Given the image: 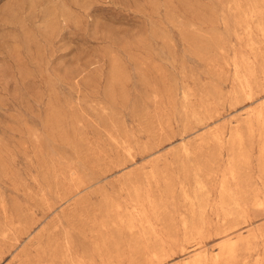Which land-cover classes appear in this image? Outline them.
<instances>
[{"label": "rangeland", "instance_id": "1", "mask_svg": "<svg viewBox=\"0 0 264 264\" xmlns=\"http://www.w3.org/2000/svg\"><path fill=\"white\" fill-rule=\"evenodd\" d=\"M262 106L264 0H0V264H179L258 233ZM233 163L244 220L218 209Z\"/></svg>", "mask_w": 264, "mask_h": 264}, {"label": "bare ground", "instance_id": "2", "mask_svg": "<svg viewBox=\"0 0 264 264\" xmlns=\"http://www.w3.org/2000/svg\"><path fill=\"white\" fill-rule=\"evenodd\" d=\"M241 86V85H240ZM264 117V106L258 112V119L261 120ZM248 129H252L251 120L246 123ZM232 140L241 141V131L237 127L232 133ZM242 146V145H241ZM240 150V149H239ZM241 151V150H240ZM262 154H264V149H262ZM236 164L233 163L228 170V174L223 173L220 177L219 189L221 192L222 202L219 205L218 209H220L222 213V219L233 218L235 219H247L248 216V202L245 198L244 190L240 188V182L237 173H235ZM228 176V177H227ZM196 187L199 190H204L206 183L204 179L196 176ZM153 179L156 176H152ZM231 185H233L234 189H232ZM181 191L184 201L190 200L188 195H186L185 187L181 185ZM199 208L203 210L206 206L205 198H202V201H198ZM218 204L216 205V207ZM229 206L233 209L231 211L229 209H225V207L229 208ZM264 206V203L260 201L258 196L253 198L252 207L255 209H260ZM165 209V208H164ZM163 209V210H164ZM162 210V212H163ZM190 210V209H189ZM217 210V209H215ZM162 212H143L142 220L146 221V223L151 227L152 220H158V216ZM215 213V212H214ZM220 213V212H219ZM220 215V214H219ZM217 217V216H215ZM220 217V216H219ZM220 221V220H219ZM204 224L202 219V213L198 212V215L194 217V220L191 222L186 219H182V227H183V236L184 242L188 243L190 239H199L203 237L204 227L201 225ZM220 226V225H219ZM223 228V227H222ZM220 229V228H219ZM227 230L223 231L225 233ZM225 234L223 235L224 240L218 246V252L215 254H209L207 251L203 249V246L197 242L194 245L190 246V251L186 255L184 260H182L179 264H247V260L250 258L254 259L253 264H264V229L260 230L258 233L249 232L247 235H243L241 233L235 234ZM233 235V236H232ZM231 236V237H230ZM261 243L262 254L257 253L255 250V244L257 242ZM201 242V241H200ZM160 250H165V247L159 248ZM188 249H182V254L185 255ZM66 257L58 258L56 256L50 257L47 261V264H56V261H62L65 263ZM84 264V263H79Z\"/></svg>", "mask_w": 264, "mask_h": 264}]
</instances>
